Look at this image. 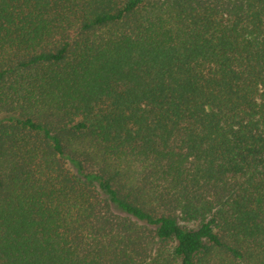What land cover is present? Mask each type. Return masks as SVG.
<instances>
[{
	"label": "trees",
	"instance_id": "16d2710c",
	"mask_svg": "<svg viewBox=\"0 0 264 264\" xmlns=\"http://www.w3.org/2000/svg\"><path fill=\"white\" fill-rule=\"evenodd\" d=\"M0 264H264V0H0Z\"/></svg>",
	"mask_w": 264,
	"mask_h": 264
},
{
	"label": "rangeland",
	"instance_id": "374dc122",
	"mask_svg": "<svg viewBox=\"0 0 264 264\" xmlns=\"http://www.w3.org/2000/svg\"><path fill=\"white\" fill-rule=\"evenodd\" d=\"M180 225H182L183 227H187V228L191 227V225H190V224H184V223H180Z\"/></svg>",
	"mask_w": 264,
	"mask_h": 264
}]
</instances>
